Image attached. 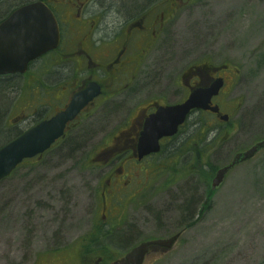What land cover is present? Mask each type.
<instances>
[{"label":"rangeland","instance_id":"374dc122","mask_svg":"<svg viewBox=\"0 0 264 264\" xmlns=\"http://www.w3.org/2000/svg\"><path fill=\"white\" fill-rule=\"evenodd\" d=\"M28 1L35 0H0V21ZM159 44L140 69L137 98L105 103L39 163L0 182V264H81L99 256L118 264L133 246L182 230L170 251L152 250L144 264H264V151L210 188L216 169L264 139V0H193ZM200 65L232 70V83L214 100L228 121L195 113L160 153L127 165L135 178L103 218L100 189L126 156L104 161L94 147L109 143L137 105L181 103V76ZM23 88L0 83V146L15 135L9 109L19 107Z\"/></svg>","mask_w":264,"mask_h":264},{"label":"flooded vegetation","instance_id":"af4514ba","mask_svg":"<svg viewBox=\"0 0 264 264\" xmlns=\"http://www.w3.org/2000/svg\"><path fill=\"white\" fill-rule=\"evenodd\" d=\"M37 1H42L55 18L58 45L30 62L24 74L0 76V83L6 85L9 91L11 84L24 87L19 107L10 109V129L16 131L8 143L65 110L71 99L88 86L98 88L99 93L92 105L83 109L76 120L68 124L64 138L56 141L51 151L65 141L82 120L93 115L105 103L124 104L130 96L137 98L139 92L136 89L145 58L158 50L159 43L168 32L169 23L182 7L193 0ZM202 67L191 66L181 76L186 93L184 100L189 95V89L207 85L213 80L222 81L220 93L232 83V70L227 66ZM166 105L152 99L146 101L144 107L137 105L129 123L118 131V137L109 143L103 139L94 147L97 154L122 153L126 156L118 169L110 168L106 173L98 202L102 214H108L113 209L114 197L135 178V174L127 173L125 167L141 163L136 159L135 152L145 119L158 107ZM123 137L125 140L119 143ZM172 139L160 140V146ZM29 161L39 163L36 159ZM100 261L101 257L93 264Z\"/></svg>","mask_w":264,"mask_h":264},{"label":"water","instance_id":"95a60500","mask_svg":"<svg viewBox=\"0 0 264 264\" xmlns=\"http://www.w3.org/2000/svg\"><path fill=\"white\" fill-rule=\"evenodd\" d=\"M58 30L50 10L42 2H34L16 9L0 23V75L24 73L27 64L43 53L56 47ZM220 82L208 87L191 90L182 103L160 108L146 119L138 142V157L142 158L159 151V140L176 134L192 110L210 111L218 114V108L211 106L212 97L218 94ZM95 94L89 91L76 95L68 108L48 122L30 130L14 142L0 148V180L7 177L24 159L42 154L63 134L65 125L93 100ZM226 121L227 117H220ZM264 150V140L248 150L237 153L225 166L219 168L211 181V188H217L226 174L236 166L250 161ZM180 233L168 239L143 242L125 256V264H142L150 246L170 250Z\"/></svg>","mask_w":264,"mask_h":264},{"label":"trees","instance_id":"16d2710c","mask_svg":"<svg viewBox=\"0 0 264 264\" xmlns=\"http://www.w3.org/2000/svg\"><path fill=\"white\" fill-rule=\"evenodd\" d=\"M5 91H6V90H5ZM2 111H3V110H2ZM206 128H207V127H206ZM203 208H204V207H203ZM205 209H206V208H205ZM203 212H204V211H203V210L201 211V209H200V211H199V213H198V215H199L198 218L201 217V215L203 214ZM194 222H195V221H194ZM190 223H191V222H190ZM86 250H87V249H86ZM87 251H88V250H87Z\"/></svg>","mask_w":264,"mask_h":264},{"label":"bare ground","instance_id":"6f19581e","mask_svg":"<svg viewBox=\"0 0 264 264\" xmlns=\"http://www.w3.org/2000/svg\"><path fill=\"white\" fill-rule=\"evenodd\" d=\"M6 101H7V100H6ZM12 107H13V106H12V104H11V105H10V109H11ZM10 109H9V110H10ZM2 243H3V242H2ZM3 245H5V244L3 243Z\"/></svg>","mask_w":264,"mask_h":264}]
</instances>
